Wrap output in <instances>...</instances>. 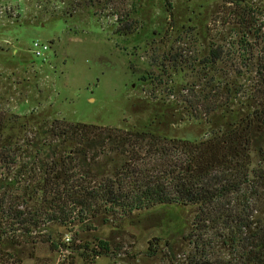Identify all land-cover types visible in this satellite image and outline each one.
<instances>
[{
	"label": "rangeland",
	"instance_id": "obj_1",
	"mask_svg": "<svg viewBox=\"0 0 264 264\" xmlns=\"http://www.w3.org/2000/svg\"><path fill=\"white\" fill-rule=\"evenodd\" d=\"M230 1L0 0V110L19 114L7 133L23 135V116L30 113L132 127L164 112L155 121L162 130L191 139L208 136L212 128L200 118L202 106L190 110L187 104L198 103L194 96L205 84L202 59L211 49L222 52L212 72L230 79L243 71L233 31L237 7ZM248 1L259 12L247 17L257 32L248 39L260 49L264 0ZM34 39L49 44L45 57L33 55ZM251 157V172L264 175V134ZM260 205L257 214L264 217V199ZM195 214L193 206H162L121 222L99 217L93 229L52 225L61 235L106 240L111 251L84 259L74 251H53L45 242L12 248L7 239L0 248L15 257L1 263L188 264Z\"/></svg>",
	"mask_w": 264,
	"mask_h": 264
},
{
	"label": "trees",
	"instance_id": "obj_2",
	"mask_svg": "<svg viewBox=\"0 0 264 264\" xmlns=\"http://www.w3.org/2000/svg\"><path fill=\"white\" fill-rule=\"evenodd\" d=\"M230 2L237 7L233 31L243 71L230 79L212 72L222 52L211 49L202 59L198 103L187 104L190 110L202 106L200 118L212 128L208 136L162 130L155 121L164 112L132 127L30 113L21 135L6 131L19 114L0 110V243L34 248L45 242L53 251L69 248L94 258L111 251L108 241L76 232L65 243L50 227L93 229L99 217L121 222L155 207L193 206L188 264H264V217L257 214L264 175L250 168L264 134V45L258 49L248 39L257 32L247 17L258 8L248 0ZM13 254L0 248V264Z\"/></svg>",
	"mask_w": 264,
	"mask_h": 264
},
{
	"label": "built area",
	"instance_id": "obj_3",
	"mask_svg": "<svg viewBox=\"0 0 264 264\" xmlns=\"http://www.w3.org/2000/svg\"><path fill=\"white\" fill-rule=\"evenodd\" d=\"M31 49H32V53L34 56L36 57H45L46 51L49 49V44L45 43L39 39H34L32 41V45H31ZM63 241L65 243H69L70 242V237L67 235H63ZM64 250H70L69 248H61V252Z\"/></svg>",
	"mask_w": 264,
	"mask_h": 264
}]
</instances>
